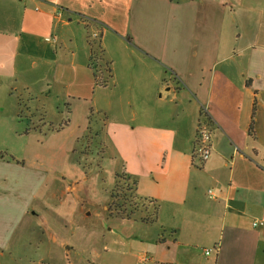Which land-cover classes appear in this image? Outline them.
Here are the masks:
<instances>
[{
	"label": "crops",
	"instance_id": "1",
	"mask_svg": "<svg viewBox=\"0 0 264 264\" xmlns=\"http://www.w3.org/2000/svg\"><path fill=\"white\" fill-rule=\"evenodd\" d=\"M88 21L104 28L110 69L108 38L126 43L130 60L165 69L120 85L154 99L128 100V118L103 127L150 217L102 218L103 233L78 238L90 264H264V0H0V80L23 83L46 114L55 97L62 110L50 135L89 120L94 90L113 85L111 69L95 87ZM186 93L189 109L179 103ZM158 99L174 110H158ZM199 122L211 131L203 162Z\"/></svg>",
	"mask_w": 264,
	"mask_h": 264
},
{
	"label": "rangeland",
	"instance_id": "2",
	"mask_svg": "<svg viewBox=\"0 0 264 264\" xmlns=\"http://www.w3.org/2000/svg\"><path fill=\"white\" fill-rule=\"evenodd\" d=\"M103 29L94 21L83 26L94 54L88 67L102 85L110 81L112 69L113 85L110 83L106 90L95 89L88 101L94 109L89 110V120L80 115L60 137L50 135L59 129L55 123L59 107L54 105V96L46 114L42 112L44 104L35 110L38 103L22 92L23 83L18 81L15 86L13 81L0 80V155L4 159H0V264H90L93 255L85 254L82 241L92 231L103 233L102 226L107 223L102 218L150 217L146 199L129 190L133 180L117 172L121 161L103 127L106 120L114 123L121 117L128 118V100L140 105L144 97L149 105L154 99L135 92L120 94V85L145 73L162 75L165 69L150 60L135 63L130 60L126 43L108 38L103 43L112 61L110 69L100 45ZM46 37L53 38L51 34L42 38ZM138 55L135 57L142 59ZM40 84L34 90L45 83ZM192 100L186 93L180 97V106L189 109L188 101L193 106ZM157 103L158 110H174L159 99ZM45 118L52 121L43 126ZM117 174L122 177L116 178ZM86 212L90 216H85ZM66 242L70 249H65Z\"/></svg>",
	"mask_w": 264,
	"mask_h": 264
},
{
	"label": "built area",
	"instance_id": "3",
	"mask_svg": "<svg viewBox=\"0 0 264 264\" xmlns=\"http://www.w3.org/2000/svg\"><path fill=\"white\" fill-rule=\"evenodd\" d=\"M46 40L48 41V39ZM201 113L202 115L206 116L207 115L206 109L202 108ZM210 140H211V131L209 129L208 123L199 122L195 132L194 155L201 162L209 158L210 150H211ZM253 225H256V223H254ZM209 252L210 251L208 250L205 253L208 255Z\"/></svg>",
	"mask_w": 264,
	"mask_h": 264
},
{
	"label": "trees",
	"instance_id": "4",
	"mask_svg": "<svg viewBox=\"0 0 264 264\" xmlns=\"http://www.w3.org/2000/svg\"><path fill=\"white\" fill-rule=\"evenodd\" d=\"M92 52L93 51H91V54H90V57H89V59H88V63H89V61L92 59V58H94V54H92ZM94 82H95V87H104L105 86V83H103L104 85H102V83H100L99 81H98V79H99V77H98V75L97 74H95L94 73ZM98 77V78H97ZM0 159H3V157L0 155ZM4 160V159H3ZM116 178H119V177H122V175L120 176H118V174L115 176ZM124 178V177H123ZM126 179L129 181V176L128 177H126ZM127 181V182H128ZM135 188H136V182L133 180L132 182H131V184L129 185V190H131V191H133V193H134V191H135Z\"/></svg>",
	"mask_w": 264,
	"mask_h": 264
}]
</instances>
